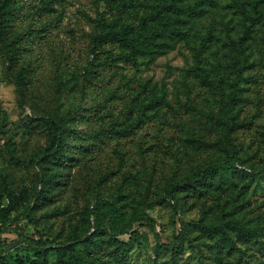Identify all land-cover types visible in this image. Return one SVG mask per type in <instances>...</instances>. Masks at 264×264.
<instances>
[{
  "label": "rangeland",
  "instance_id": "obj_1",
  "mask_svg": "<svg viewBox=\"0 0 264 264\" xmlns=\"http://www.w3.org/2000/svg\"><path fill=\"white\" fill-rule=\"evenodd\" d=\"M16 1L12 28L3 33L0 22V123L4 128L0 187L11 189L21 206L10 212L6 222H0V249L26 251L30 240L47 249L51 264L59 261L67 244L87 253L92 264H225L227 257L232 258L226 248L220 258L215 239L196 226L201 219L217 220L214 191L201 199L181 192L177 200H168L162 197V188L173 178L174 167L179 177L223 153L226 141L218 119L222 111L219 91L207 88L189 69L194 65L195 47L204 41L205 64L230 74L229 42L240 32L237 0L210 1L207 10L183 25L185 31L175 46L157 59L140 56L137 64L120 61L106 69V73L133 82L149 81L158 88L164 83L168 89L167 102L157 115L120 137L118 149L109 129L124 121L126 114H136L129 103L136 90H123L120 98L106 102L110 84L96 77L99 72L89 74L87 69L99 63L92 42L98 31L93 19L100 14L107 21L115 20L119 3L54 0L44 7L40 0ZM132 1L126 15L134 19L157 0ZM17 33L25 34V40L13 62L11 42ZM246 45L241 127L233 137L247 167L225 174L226 195L238 194L241 185L250 182V166L254 170L264 167V22L254 26ZM102 46L105 54L120 51L115 44ZM59 67L62 89L56 84ZM22 72L23 78L19 76ZM74 105L78 110L74 111ZM66 112L67 150L77 152L78 146L92 142L95 128L106 136L96 151L77 154L78 161L51 164L49 169L57 175L50 179L53 170L39 161L50 132L36 116ZM42 179L47 181L45 185ZM247 193L251 199L247 216L264 214V174L250 183ZM101 197L118 199L124 209L133 210L139 204L136 209L145 215L131 217V230L117 234L128 244L121 253L115 252L111 238L115 231L106 224L107 215L98 204ZM1 201L5 207L9 204L4 195ZM86 237L93 242H87ZM168 243H173L178 253L163 246ZM242 246L248 264H264V235L257 244Z\"/></svg>",
  "mask_w": 264,
  "mask_h": 264
},
{
  "label": "trees",
  "instance_id": "obj_2",
  "mask_svg": "<svg viewBox=\"0 0 264 264\" xmlns=\"http://www.w3.org/2000/svg\"><path fill=\"white\" fill-rule=\"evenodd\" d=\"M40 1L44 7L54 3V0ZM108 1L119 3L117 17L113 21H107L99 14L93 19L98 31L93 36L92 42L96 52L95 58H99V63L91 65L87 71L89 74L99 72L96 77L110 84L108 93L104 97L106 102L116 97L120 98V93H123V90H136L129 101L130 111L134 109L136 114L132 116L126 114L124 121H117V125L114 124L109 129L110 132L114 133L117 148L120 144V137L128 135L129 132L133 133L134 129L139 127L138 123H143L157 115L159 108L167 102L168 89L164 83L161 88H158L156 84L149 81L133 82L131 79H125L122 75L113 72L106 73V69L116 62L137 64L140 56L155 60L165 54L175 46L176 40L182 36L185 31L183 25L187 23L188 19L207 10L206 6L214 0H157L134 19L126 15V8L134 1ZM16 3V0H0V22L3 33H7L12 28V16L17 8ZM235 6L240 32L235 39L230 38L229 42L232 50L228 63L230 74L226 72V69L219 66L214 71L205 64L204 41L195 47L194 65L189 69L200 81L205 82L207 88H214L219 91L222 111L219 112L218 119L222 125V133L226 141V145L222 149L223 153L218 154L206 166L179 177L174 167L172 170L173 178L163 185L162 197L168 200H177L179 193L186 192L188 195L201 199L213 190L217 207V220L201 219L196 226L204 231L208 237L215 239L217 254L220 258L223 256L222 250L226 248V254L232 258L229 259L227 255H224L227 257L225 264H248V261L245 260L247 251L242 245L257 244L264 235V214L258 213L254 218L253 215L247 216L249 211L246 209L251 206V199L247 192L250 183L256 177L264 174V167L254 170L253 166H250L252 176L250 182L241 185V191L236 195L233 194L234 192L226 195L224 176L226 173L237 170V167H244V163L247 162V159L237 151L233 136L234 132L241 127V82L246 69V61L242 60V55L246 50V43L252 38L254 26L264 22V0H237ZM24 35L17 33L12 39L10 52L13 62L18 59L19 49L25 40ZM107 43L117 45L120 51L105 54L102 45ZM24 74L25 72H22L19 76L23 78ZM18 84L22 86L24 83L19 80ZM56 84L62 89L64 82L63 71L60 67L56 72ZM85 95L86 92L83 91L82 96ZM73 108L76 111L79 106L74 105ZM68 112L62 115L54 113L36 116L37 121L43 123L50 132L49 143L39 158V161L47 169L51 164L58 166L72 164L74 161H78L77 154L94 152L97 150V144L105 140L103 138L104 135L106 136L104 131L95 128L92 142L78 146L79 151L77 152L74 149L67 150L65 121L68 118ZM3 133L4 128L0 123V137ZM174 155L177 157L176 154ZM13 157H15L14 154ZM49 170H53L50 175V179H52L57 173L52 168ZM244 172L248 176L250 175L245 170ZM46 183L47 181L42 179V184L45 185ZM215 183H217L216 187H214ZM2 190L0 187V222H6L10 212L21 206V200L14 195L11 189L6 188L3 192ZM3 195L9 200L6 207L2 205L1 196ZM35 198L37 201L40 199V191ZM117 200L101 197L98 199V204L104 208L103 210L107 215L106 224L108 228L115 231L111 234L115 252L121 253L128 244L120 241L117 234L131 230L133 225V221H130L131 217L137 219L144 218L145 215L136 209L139 204L133 210L131 208L124 209L125 205H120ZM94 224L98 227L99 223L95 221ZM183 226L186 228L185 222H183ZM85 240L93 242L90 237H86ZM172 244L168 243L163 246L178 253V249ZM26 249V251L19 248L13 251L0 249V264H51L47 249H41L40 245L36 247L35 243L30 240ZM56 264H92V262L87 253L67 244L60 251V258Z\"/></svg>",
  "mask_w": 264,
  "mask_h": 264
}]
</instances>
